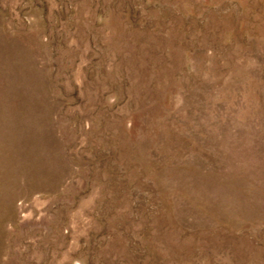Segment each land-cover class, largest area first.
<instances>
[{
  "label": "rangeland",
  "instance_id": "obj_1",
  "mask_svg": "<svg viewBox=\"0 0 264 264\" xmlns=\"http://www.w3.org/2000/svg\"><path fill=\"white\" fill-rule=\"evenodd\" d=\"M0 264H264V0H0Z\"/></svg>",
  "mask_w": 264,
  "mask_h": 264
}]
</instances>
